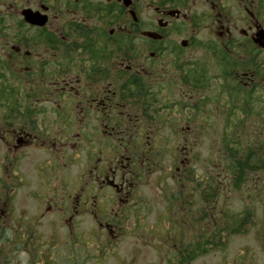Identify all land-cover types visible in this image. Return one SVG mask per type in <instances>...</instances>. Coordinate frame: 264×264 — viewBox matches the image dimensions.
Wrapping results in <instances>:
<instances>
[{
	"label": "flooded vegetation",
	"instance_id": "obj_1",
	"mask_svg": "<svg viewBox=\"0 0 264 264\" xmlns=\"http://www.w3.org/2000/svg\"><path fill=\"white\" fill-rule=\"evenodd\" d=\"M263 127L264 0H0V205H18L0 264L7 248L78 260L137 210L172 264H264L227 247L248 233L227 225L257 224L228 178L264 174L244 166L264 158Z\"/></svg>",
	"mask_w": 264,
	"mask_h": 264
},
{
	"label": "rangeland",
	"instance_id": "obj_2",
	"mask_svg": "<svg viewBox=\"0 0 264 264\" xmlns=\"http://www.w3.org/2000/svg\"><path fill=\"white\" fill-rule=\"evenodd\" d=\"M251 131L252 130L250 129H244V135H246L247 132L249 134ZM74 171L75 168H71L69 174L72 175ZM158 178L159 176L156 174L155 179L149 183L147 191L153 202V207L157 210H160L163 204V198H161L157 193V187H155L159 183ZM254 188L256 187L254 186ZM229 194L231 195V200L233 199L235 201V194H232V192ZM234 201L231 205H228L229 208L238 210L241 209L240 205H242V207L248 212L249 207H251V205H247L245 202L243 204L239 203V205L238 202L234 203ZM27 203H29V201L21 204V208L26 207ZM255 206L256 209L254 222H263L264 203ZM17 208L18 205L13 208V212H7V208L1 204L0 209L2 211L0 212V217H3V213L7 214L9 217H14L17 215ZM141 215L142 212L140 210L130 213L126 219V222L123 224V234L117 240H112L105 234L104 236H101L96 242H93L92 238H85L84 249L82 250V254L78 260L70 250H64L62 252L64 248L60 249L61 252L53 249L55 251H53L52 254L42 256V258L45 257L43 262L30 257V254L24 251L10 253L9 249L7 248L5 249V252L7 253L8 257H5L4 264H38V262L39 264H47L49 262L50 264H172V257L169 258L170 255L166 256L163 251H160L162 240L158 239V236H156L159 229L155 227L151 228L149 234L152 235V237L150 235H148V237H144V224H138V219ZM48 217H51V215H48ZM152 221L153 214L149 216V227L152 226ZM7 222L11 224L12 221L7 220ZM255 226L256 225L249 223L245 228L246 230L248 229L247 234H239L240 236L230 235L227 247L231 250H236L238 248H252L255 251V254L258 256V260H261L264 255L262 254L263 246L255 242V239L252 236L254 230L256 229ZM92 227H94L93 223L86 217L85 232L87 233ZM42 243L41 245L43 246L44 244ZM44 250L45 249H43V251ZM217 260H219V254L212 252L208 256L197 261L195 264H215ZM33 261H35V263Z\"/></svg>",
	"mask_w": 264,
	"mask_h": 264
},
{
	"label": "trees",
	"instance_id": "obj_3",
	"mask_svg": "<svg viewBox=\"0 0 264 264\" xmlns=\"http://www.w3.org/2000/svg\"><path fill=\"white\" fill-rule=\"evenodd\" d=\"M244 134H240V136H242ZM260 135L264 136V127L262 128V130H260ZM238 144L236 143L237 146ZM239 152V151H238ZM230 156V162L233 161L234 158H238L237 155H232L231 153H229ZM244 157H247L246 155H244ZM248 160V161H247ZM247 160L245 161V164L241 162V164H239V168L241 167V169L248 164H255V168H264V158L261 156H256L253 160H250L247 158ZM248 162V163H247ZM244 164V166H243ZM231 168H234V166H232V162L230 164ZM231 172H234V170H231ZM246 168V166H245ZM229 180V185H232V187L234 188V190H237L239 192H241V194H243L245 200L252 204V203H258V204H263L264 203V174L260 175V176H251V175H234V176H229L228 178ZM254 186L256 188H254ZM253 187V188H251ZM242 190V191H241ZM245 212L247 213V211L245 210ZM247 216H249V210H248V214ZM248 221L245 220H241V224L239 226H236V224H229L227 225V229L229 230L230 233H232L231 231V227H234L235 230L239 229L238 232H245L246 231V226H247ZM262 232H264V221H259L256 224ZM217 232H220V230H215ZM236 232V231H233ZM183 263H185V260L190 259V257H181Z\"/></svg>",
	"mask_w": 264,
	"mask_h": 264
}]
</instances>
